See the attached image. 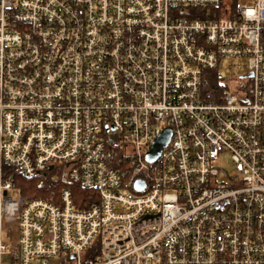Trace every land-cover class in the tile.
<instances>
[{"label": "built area", "instance_id": "2783aa9c", "mask_svg": "<svg viewBox=\"0 0 264 264\" xmlns=\"http://www.w3.org/2000/svg\"><path fill=\"white\" fill-rule=\"evenodd\" d=\"M206 70L223 84L210 96ZM15 173L64 185L14 199ZM5 257L264 264V0H0Z\"/></svg>", "mask_w": 264, "mask_h": 264}, {"label": "trees", "instance_id": "16d2710c", "mask_svg": "<svg viewBox=\"0 0 264 264\" xmlns=\"http://www.w3.org/2000/svg\"><path fill=\"white\" fill-rule=\"evenodd\" d=\"M203 84L204 91L208 93L209 96L210 93L212 94L217 90L221 91L223 87L221 79L218 78L214 70L205 71ZM15 185L20 191L21 199L25 201L35 197H43L51 200L53 199L52 194L54 192L57 194L64 184L59 183L56 185L48 180L41 183L39 179H27L19 173H15ZM76 192L80 195L84 194L86 190L76 188Z\"/></svg>", "mask_w": 264, "mask_h": 264}, {"label": "rangeland", "instance_id": "374dc122", "mask_svg": "<svg viewBox=\"0 0 264 264\" xmlns=\"http://www.w3.org/2000/svg\"><path fill=\"white\" fill-rule=\"evenodd\" d=\"M255 0H237L238 3L240 4H249V3H254ZM240 74H229L228 76L226 75L225 78V83H228L229 86V91L233 94L239 95L241 94L242 88L241 86L246 82V79H240L239 78ZM220 167L223 170L222 174L225 173V171L231 172L235 169V164L231 160L230 155L228 153H224L220 156ZM48 180L53 184H59L61 183V177L56 174H50L49 178L45 179V181ZM9 194L12 195L14 199H20V191L19 189L13 188L9 190ZM5 231H9L8 234H6L7 238H9L12 234L11 237H15L18 232V219H6L5 220ZM11 232V233H10ZM3 264H11V261L8 257L4 258ZM56 264V263H52Z\"/></svg>", "mask_w": 264, "mask_h": 264}, {"label": "water", "instance_id": "95a60500", "mask_svg": "<svg viewBox=\"0 0 264 264\" xmlns=\"http://www.w3.org/2000/svg\"><path fill=\"white\" fill-rule=\"evenodd\" d=\"M171 136V130L167 129L162 135L153 143L152 147L147 154V159L150 161L156 160L161 154L162 149L168 144ZM139 187L143 185L142 182H138Z\"/></svg>", "mask_w": 264, "mask_h": 264}, {"label": "crops", "instance_id": "0c3cea01", "mask_svg": "<svg viewBox=\"0 0 264 264\" xmlns=\"http://www.w3.org/2000/svg\"><path fill=\"white\" fill-rule=\"evenodd\" d=\"M6 234H8V233H6Z\"/></svg>", "mask_w": 264, "mask_h": 264}]
</instances>
